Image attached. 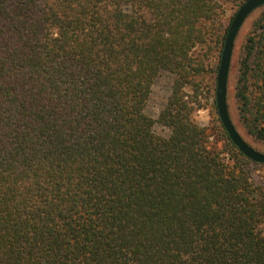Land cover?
Segmentation results:
<instances>
[{
    "label": "trees",
    "instance_id": "trees-1",
    "mask_svg": "<svg viewBox=\"0 0 264 264\" xmlns=\"http://www.w3.org/2000/svg\"><path fill=\"white\" fill-rule=\"evenodd\" d=\"M224 1L0 0V264H264V164L230 140L214 94V125L192 116L237 10ZM234 97L264 142V7Z\"/></svg>",
    "mask_w": 264,
    "mask_h": 264
},
{
    "label": "rangeland",
    "instance_id": "rangeland-1",
    "mask_svg": "<svg viewBox=\"0 0 264 264\" xmlns=\"http://www.w3.org/2000/svg\"><path fill=\"white\" fill-rule=\"evenodd\" d=\"M243 1L244 0L224 1L223 8L225 10V17L226 18L230 17L231 14L236 9H238L241 2ZM263 7L264 6L255 9L247 16V18L244 20L243 24L241 25L235 37L231 61H230V67L228 72L227 95H226L228 113L237 131L249 145H251L253 148L261 152H264V142L257 141L253 137L248 135L239 121L237 105L234 97V86L236 81L238 59L240 58L242 44L245 40L247 33L251 28L252 22L260 14ZM205 49L206 47L204 45H198L193 49L192 56L195 57V59L198 62L201 61ZM209 61H210L209 63L211 64L213 63L212 60ZM214 79L216 80V75ZM172 80H173V75L165 72L152 85L151 94L145 108V112L152 118L156 119L158 117V114L162 109L166 101V98L169 94ZM212 80H213L212 77H208L206 75L205 82L207 83V86L209 87L208 89L210 90V92H208L209 95L206 90L203 91V93L201 94L202 95L201 101L203 103V107L200 109H196L192 114L195 121L200 125L213 126L215 123L213 119V115L211 113L212 94L215 95V86L213 89L212 85H209V83L212 84ZM215 85H216V81H215ZM154 131L160 135H167L168 133L167 128L159 125L158 123L154 124ZM253 177L257 182H264V167L257 169L254 172Z\"/></svg>",
    "mask_w": 264,
    "mask_h": 264
},
{
    "label": "water",
    "instance_id": "water-1",
    "mask_svg": "<svg viewBox=\"0 0 264 264\" xmlns=\"http://www.w3.org/2000/svg\"><path fill=\"white\" fill-rule=\"evenodd\" d=\"M264 6V0H244L236 10L228 27L216 71L215 105L219 119L233 144L250 160L264 164V152L249 145L233 124L227 108V80L235 37L247 16Z\"/></svg>",
    "mask_w": 264,
    "mask_h": 264
}]
</instances>
